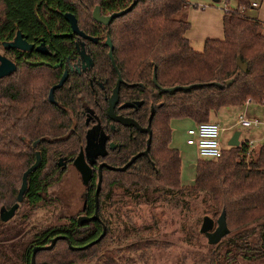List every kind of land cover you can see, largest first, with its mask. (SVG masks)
Segmentation results:
<instances>
[{"label":"trees","instance_id":"16d2710c","mask_svg":"<svg viewBox=\"0 0 264 264\" xmlns=\"http://www.w3.org/2000/svg\"><path fill=\"white\" fill-rule=\"evenodd\" d=\"M191 1L83 0L66 5L64 0H0V40L11 39L16 30L48 39L47 32L67 31L59 13H71L79 30L98 39L93 46L94 67L90 72L102 82L105 95L110 94L120 76L123 83L119 103H141L134 109L117 107L115 113L146 127L153 109L147 156H139L123 172L113 171L111 168H121L142 153L148 136L133 127L118 125L114 131L109 130L110 141L119 146L109 151L104 159L106 166L101 169L98 220L80 227L75 218L68 219L71 248L67 246L66 252L58 241L51 250L37 253L36 264L40 256L63 259L66 253L71 264H82L84 258L96 259L98 255L99 264H139L136 260L123 263L103 249L148 233L135 227L121 211L124 204L129 208L128 202H139L142 198L150 201L154 195L178 205L185 199L200 200L204 216L214 222L224 214L229 234L218 245L211 246L214 248L210 264L264 262V144L254 157L245 142L238 147L222 148L216 160L198 159L191 187L181 185L180 154L170 147L172 120L186 119L198 125L209 122L221 109L240 108L247 102L264 107V23L243 14L255 9L252 3L262 0H197L205 6L221 5L223 9V39L206 40L201 52H195L185 38L190 27L187 11L199 5ZM95 7H99L102 16L129 10L102 27L91 18ZM106 35L112 45L115 67L103 44ZM53 40L73 46L72 41ZM237 59L247 66L245 73L236 66ZM19 67L15 75L0 80V206L9 209L16 203L21 177L34 164L36 152L40 163L27 178L15 216L25 204L33 208L44 204L47 189L58 183L64 172L57 161L69 163L78 154L85 129L77 114V96L86 97L99 122L110 127L104 95L94 100L83 92L85 74H73L75 83L70 79L71 98L63 101L71 110L70 115L40 99L39 90L51 82L48 70L30 64ZM154 70L156 83L152 81ZM190 85L199 87L161 92ZM97 181L96 167L85 190L84 214L88 216L94 212ZM102 226L105 236L82 249L99 237ZM62 234L63 227L55 226L38 235L37 240ZM133 246L134 252H139L138 258L146 260L149 247L140 242ZM6 257L2 256L0 264Z\"/></svg>","mask_w":264,"mask_h":264},{"label":"rangeland","instance_id":"374dc122","mask_svg":"<svg viewBox=\"0 0 264 264\" xmlns=\"http://www.w3.org/2000/svg\"><path fill=\"white\" fill-rule=\"evenodd\" d=\"M191 2L202 3L197 0ZM244 105L241 109H221L211 116L209 122L224 129L220 138L222 148L228 147L227 142L234 132L238 131L241 144L249 140L253 141L250 152L254 157L260 146L264 144V139L259 140V136L264 135V126L242 128L236 126V122L243 112L263 121L264 107L254 103H250L247 108ZM191 125L192 122L186 119H176L170 122L172 131L170 147L180 154V183L185 187L193 186L195 164L199 159L195 147L186 143L187 130ZM84 186L78 171L70 165L64 170L61 180L47 189L44 204L34 208L23 205L12 221L31 223L30 226L37 229L45 223L58 224L63 218L62 209L64 210L66 205L67 217H74L83 206ZM127 202L128 200H125V203ZM128 203L129 208L127 204H124L121 214H127L135 227H142L148 233L144 236L134 235L119 246H109L103 249L105 253H109L110 256L112 255L123 263L136 260L139 264H210L214 247L209 246L206 238L199 234L204 217V208L200 200L185 199L178 205L174 202H166L163 198L154 195L150 201L142 198L139 202ZM4 230L5 227L0 226V261H2L1 244L21 234L19 230L15 234H8L4 237ZM22 231L26 236L28 228L25 227ZM138 242L149 247L146 260L139 259V252H134L136 248L133 244ZM239 264H264V262L249 263L239 260Z\"/></svg>","mask_w":264,"mask_h":264},{"label":"flooded vegetation","instance_id":"af4514ba","mask_svg":"<svg viewBox=\"0 0 264 264\" xmlns=\"http://www.w3.org/2000/svg\"><path fill=\"white\" fill-rule=\"evenodd\" d=\"M67 4H71L72 1L74 2H82L83 0H64ZM96 8V7H95ZM94 8V9H95ZM99 9V7H97ZM94 9L91 12V18L92 13ZM60 16L63 18L65 23L67 24V31L65 32H58V33H51L47 32V37L48 39L41 37H35V36H29V35H23L21 34L20 31L16 30L14 32V35L11 39H3L0 40V62L1 59L3 60V64L5 66V69L8 70V64H12L15 68V70L9 75L1 79V81L8 79L9 77L15 75L18 72V69H21L19 66L23 64H30V65H37V66H42L46 70H48V75H52L51 82H47V84L39 90V95L40 99L42 102L46 103L47 105H52L53 108L59 110V111H66L68 114L71 115V110L68 109L67 106L64 105L63 101H66L67 99L71 98L70 94L72 92L71 90V80L73 83H75V79L72 78V75L75 74L77 76H81L83 74L86 75L87 82L83 86V92H88L89 95L93 96L94 100L98 98L100 95H104V98L107 100V110H108V100L111 96V93L116 85L113 87L111 90L110 94L108 96L105 95V90L102 82L96 78L93 74H91V70L94 67V63L92 60V54H93V46L98 43V39L96 37H91L87 34H85L83 31L79 30L78 24H77V19L68 12H62L59 13ZM65 15H72L77 24L78 31L82 33L86 38H83L82 36L75 34L72 32L70 23L66 21ZM99 15L100 14V9H99ZM110 16V15H108ZM108 16H102V17H108ZM94 21V20H93ZM95 22V21H94ZM111 22V21H110ZM97 23V22H95ZM98 25L102 27H107L102 24L97 23ZM20 34L22 42H25V46L28 47L27 50H21L16 47H11L9 46L10 43L14 42V39L16 38V35ZM30 37V38H29ZM61 39V40H67V41H72L73 46L71 47L69 43L67 42H57L53 39ZM109 40L107 35L106 39L104 41V46L108 49V46H106V41ZM110 41V40H109ZM112 46V45H111ZM108 54V53H107ZM88 58V59H87ZM109 58V56H108ZM89 60V61H88ZM110 60V59H109ZM5 61V62H4ZM111 62V61H110ZM112 65V63H111ZM113 66V65H112ZM65 75V80L62 83V85L59 88H56L53 93H52V101L49 100V93L52 87L56 86L61 78ZM71 79V80H70ZM118 79V78H117ZM122 85V84H121ZM120 85V86H121ZM77 85H75L76 87ZM120 89V88H119ZM82 94V92L80 93ZM78 99V104H77V114H79V119H81V123L84 127V134H83V143L79 149L78 154L76 157L79 155L81 151L84 150L85 144H86V133L88 130L91 128L99 125L100 129L103 131L104 135L106 136L107 140L105 143V156L101 157L98 156L95 159V162L91 166V170L93 171V168H98L100 164H105L104 159L108 155L109 151H114L116 149L117 144H114L113 142L110 141L108 132L114 131L115 126H118L120 124L113 122L108 116H107V110H106V117L110 123L109 129L105 127V125H102L97 116L94 113V109L87 104L86 102V97L79 95L77 96ZM66 104V103H65ZM125 104V103H124ZM121 105L119 103V93H118V104L114 108V115L115 116H120L115 113V110L117 107L121 108ZM125 109V108H121ZM134 109V108H131ZM69 116V115H68ZM71 117V116H70ZM126 118V117H123ZM122 126V125H120ZM124 127V126H123ZM147 127V126H146ZM134 128V127H133ZM145 128V127H141ZM136 131H138L136 128H134ZM140 132V131H138ZM142 133V132H140ZM148 136L147 133H143ZM110 145H113V148H110ZM36 146V143H35ZM35 148V147H34ZM75 157V158H76ZM67 163L66 161H63L62 159V164L59 165V160L57 161V166L60 167L63 170H66V168L70 165L73 166V161ZM105 167V166H104ZM90 182V181H89ZM88 182V184H89ZM87 185L84 186L85 190L87 188ZM83 197L85 198V191ZM84 198H83V206L80 211L76 213V215L67 217V205L65 206L64 210L62 209V215L63 218L58 222V224L50 225V223H45L41 224V227L33 228L30 226L31 223H22L18 221H12L14 216L7 222H2L1 225L5 227L4 230V237L7 236L8 234H15L16 232L21 231V234L19 233L16 237L11 238L7 241H4L1 249V254L2 256H7L4 262L3 258V264H32V255L33 251H35L34 254V264H36V255L40 251H49L46 250L45 248L49 247L51 245V242L55 240V244L58 241H61L64 246H60V248H64V250L67 252V246L71 248L69 245L70 242L67 238V220L68 219H73L75 218V222L77 224V219L79 217H91L93 215H85L84 214ZM8 210V209H7ZM95 211V207H94ZM16 213V212H15ZM94 214V212H93ZM98 216V215H97ZM93 222V221H92ZM90 223V222H89ZM35 224V223H32ZM88 224V223H86ZM84 224V225H86ZM78 225V224H77ZM36 226V224H35ZM55 226H62L63 227V234L58 235L52 238H45L41 241L37 240V236L43 233L45 230L55 227ZM27 227L28 232L26 233V236L24 235L25 232H23V228ZM103 227V226H102ZM43 245H40V244ZM45 243V244H44ZM52 247V248H53ZM51 248V249H52ZM50 249V250H51ZM54 255H51L50 259H46V255L40 256L38 259L37 264H71L70 260H67V253L63 257V259L59 258L58 256L52 257ZM98 258L100 257L99 255L97 256ZM96 257V259H97ZM58 258V259H57ZM57 259V261H56ZM94 259V257H91L90 259H83L82 264H99L98 261Z\"/></svg>","mask_w":264,"mask_h":264},{"label":"water","instance_id":"95a60500","mask_svg":"<svg viewBox=\"0 0 264 264\" xmlns=\"http://www.w3.org/2000/svg\"><path fill=\"white\" fill-rule=\"evenodd\" d=\"M129 9H126L122 12L119 13H114L108 17H102L99 15V9L96 7L92 13V17L93 20L99 24H102L104 26H107L110 21L113 18L119 17L123 14H125L126 12H128ZM65 19L66 21H68L70 23L72 32L75 34H78L80 36H82L83 38H86V36H84L82 33H80L78 31L77 28V24H76V20L72 15H65ZM106 46H108L109 48V52H108V56L109 59L114 66V60L112 57V46L109 40L106 41ZM25 42H22L21 36L20 34L16 35V38L14 39L13 43H10L9 46L11 47H16L19 48L21 50H27L28 47L25 46ZM88 59V58H87ZM89 61V60H88ZM5 62V61H4ZM8 66V70L5 69V66L3 64V60L1 59L0 62V80L6 76H9L14 70V66L12 64L7 63ZM236 66L242 71V72H246L247 70V66L242 64L240 59L236 60ZM65 80V75L61 78V80L59 81V83L52 87V89L50 90L49 93V100L52 101V93L56 88H59L62 83ZM152 81L153 83L155 82V70L153 73V77H152ZM122 80L120 78V76H118L116 85L111 93V96L108 100V110H107V116L115 123H118L124 127H134L136 128L138 131L142 132V133H147L148 134V138L146 141V149L142 152L137 154L136 156L132 157L123 167L121 168H111L113 171H118V172H123L124 170H126L128 168V166H130L135 160L136 158H138L139 156L143 155V156H147L148 153V149L150 146V141H151V131H150V122L153 116V109H151L150 111V115L148 118V125L145 128H141L135 121H133L132 119L129 118H123L120 116H115L114 115V108L115 106L118 104V93H119V88L120 85L122 84ZM229 81L226 82V85H229ZM216 86L220 87L219 85L216 84ZM199 87V85H190V86H186V87H173V88H169V89H161L162 93H171V92H175V91H179V90H183V91H187L190 90L192 88H197ZM141 103H125L123 105H121V108H136L138 106H140ZM239 136L240 133L238 131L234 132V134L232 135V137L230 138V140L227 142V146L228 147H238L240 142H239ZM106 136L104 135L103 131L100 129V126L97 125L93 128H91L90 130H88V132L86 133V144L84 147V150L81 151L79 153V155L75 158V160L73 161V166L74 168L78 171L82 183L84 185H87L88 182L91 179V175H92V170H91V166L92 164L95 162V159L98 156H105L106 152H105V143H106ZM33 147H35V144H33ZM110 148H113V145H110ZM40 163V155L38 152H36L35 154V162L34 164L28 168L22 175L21 177V184H20V188L18 190L17 196H16V203L14 205H12L8 210L5 209L4 207L0 208V220L2 222H7L9 221L15 214L16 210L19 207V204L22 202L24 193L26 191V187H27V178L29 176V174L31 172H33L39 165ZM59 165L62 164V160H59ZM106 166L105 164H100L97 168V173H98V181L96 184V190L94 193V207H95V211L93 216L91 217H79L77 219V224L78 226H83L86 223L92 222V221H97L98 220V216H97V207H98V194L100 191V185H101V169ZM199 234L205 236L206 240H207V244L209 246H215L218 245L222 239H224V237H226L229 234V230L226 227V223H225V216L224 214H222L217 220L216 222H214L211 218H209L208 216H204L202 218V222L199 228ZM105 236V227H102V233L99 235V237L89 243L88 245L84 246L82 249H86L89 248L91 246H93L94 244L98 243L103 237ZM55 243V240H53L51 242V245L47 248H45L46 250H50L53 245ZM34 254L35 251H33V255H32V264H34Z\"/></svg>","mask_w":264,"mask_h":264},{"label":"crops","instance_id":"0c3cea01","mask_svg":"<svg viewBox=\"0 0 264 264\" xmlns=\"http://www.w3.org/2000/svg\"><path fill=\"white\" fill-rule=\"evenodd\" d=\"M199 5L197 8H191L187 11V21L190 27L185 33V38L188 40L190 47L195 52H201L203 50L204 42L208 39H215V40L223 39V30H222L223 9L221 5L205 6L203 3ZM243 14L249 17L256 18L264 23V0L258 2L257 7L255 9L245 10ZM249 105L250 103L245 104L244 106L247 108ZM230 109H241V107L229 108L226 110H230ZM247 116L251 119H257L250 115ZM194 126L195 124L192 122V125L190 128H188V130L193 128ZM263 126L264 125H260L256 128H261ZM263 139H264V135L259 136V140H263Z\"/></svg>","mask_w":264,"mask_h":264},{"label":"built area","instance_id":"2783aa9c","mask_svg":"<svg viewBox=\"0 0 264 264\" xmlns=\"http://www.w3.org/2000/svg\"><path fill=\"white\" fill-rule=\"evenodd\" d=\"M252 7L256 8L257 3H252ZM260 125H264V120L251 119L244 112L238 116L236 122V126L242 128H252ZM223 131V128L213 122L201 123L187 130L186 143L195 147L199 159L216 160L221 156L220 138ZM248 146L251 148L253 142L248 141Z\"/></svg>","mask_w":264,"mask_h":264}]
</instances>
